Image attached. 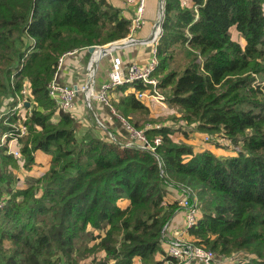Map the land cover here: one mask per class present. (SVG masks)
Segmentation results:
<instances>
[{
  "label": "trees",
  "instance_id": "1",
  "mask_svg": "<svg viewBox=\"0 0 264 264\" xmlns=\"http://www.w3.org/2000/svg\"><path fill=\"white\" fill-rule=\"evenodd\" d=\"M162 27L155 76L181 114L176 125L222 138L233 156L176 140L136 97L141 84L117 88L115 105L136 128L155 124L146 131L163 139L155 151L83 131L69 113L55 121L48 85L60 57L127 37L130 19L110 0H0V97L16 99L29 80L37 104L22 167L31 170L38 152L49 157L20 187L18 159L0 155V264H177L158 256L180 207L168 187L187 185L201 198L190 237L216 253L213 264H264V90L254 87L264 79V0H165Z\"/></svg>",
  "mask_w": 264,
  "mask_h": 264
},
{
  "label": "built area",
  "instance_id": "2",
  "mask_svg": "<svg viewBox=\"0 0 264 264\" xmlns=\"http://www.w3.org/2000/svg\"><path fill=\"white\" fill-rule=\"evenodd\" d=\"M123 1L127 4V6L132 8L133 11L130 17L129 35L123 39L115 40L107 45L96 46L98 49L105 48L106 54L100 57L95 54L90 55L91 58L88 65V68L91 71L89 83L81 85L82 88L87 91L85 102L88 109L83 114L96 129L94 130L91 127L94 131H99L100 129H105L106 127L93 109L90 98L92 96V92L94 91L93 84L95 73H98L99 75L103 72L105 74L95 97L102 101L104 105L111 110L114 109L111 100L112 93L117 90V88L124 85H143L144 90H135L136 97L139 100L149 99L159 103L166 101V97L161 91L160 80L155 76V72L159 66L157 46L163 33L162 23L164 13H161V21L158 24H155L151 35L146 39L140 40L137 39L135 35L146 24L148 0ZM184 4H187V2H184ZM163 6H165V3H163ZM136 45L144 47L149 46L150 48L148 52V59L143 63L138 61H128L125 59L124 53L129 48ZM86 51H88V48L74 50L63 54L59 59L58 71L56 72L54 79L48 85L49 96L56 102L59 111L62 113H69L74 118H78L77 98L81 89L78 83L64 84L60 82L58 80V76L68 56ZM105 58H108L110 67L104 71L101 63L105 60ZM92 69L95 70L93 73ZM254 87H259L264 90V80H255ZM89 88H91V91H89ZM28 99L31 100L29 106H27V103L29 102ZM34 102L35 100L31 93L30 83L25 80L21 93L17 95V98H10L8 101H5L3 107L0 108V125L2 122L6 125L5 128L0 127V155L4 153L12 155L16 159L22 158L21 139L28 133L25 120L28 116L32 115V103ZM15 116L17 117L16 122H11L10 118ZM117 116L123 122L128 138L131 141L139 143L141 147L150 151H155L156 148L162 144V137L157 136L153 140H150L146 136V131L153 127L151 124H147L144 129H139L122 115L117 114ZM59 117L60 115H54L53 119L59 120ZM205 138L206 141H208L210 137L206 135ZM185 192L186 195H183L182 198L180 197L179 205L184 211L183 231L187 232L193 229L198 223L200 217V203L198 194L192 188L185 189ZM167 253L169 257L178 262L177 264H188L190 260L196 258L201 260L204 264H213L217 260V255L214 251L188 242V240H185L183 237V232L181 231H179L175 237L170 240ZM166 264H168V262Z\"/></svg>",
  "mask_w": 264,
  "mask_h": 264
},
{
  "label": "rangeland",
  "instance_id": "3",
  "mask_svg": "<svg viewBox=\"0 0 264 264\" xmlns=\"http://www.w3.org/2000/svg\"><path fill=\"white\" fill-rule=\"evenodd\" d=\"M110 1H112L115 4H119L122 7L123 10L129 12V19H130L131 15H132V12H133L132 11V8H130L129 6H127V4H125L123 0H110ZM163 3H165V0H148L147 1L146 24L139 31V33H137L135 35L136 38H138V39L144 38V37H142V35H144V33H147V31L149 29H150L149 32L150 31L152 32L153 27L155 26V24H158L161 21V13L163 12L165 14V6H163ZM151 32H150L149 36L151 35ZM232 36H233V38L235 40L239 41L240 43L241 42L242 43L244 42L242 36L240 35V33H236L235 31H233L232 32ZM148 37H146V38H148ZM109 43H111V42H109ZM109 43H107V44H109ZM107 44H105V45H107ZM146 48H147V52H146L147 53V57H146V60H147L148 59V52H149L150 48H149V46H146ZM76 50H79V49H76ZM90 58H91V56H89V58H84V61H83L82 65L80 66V71H79L80 74H81V76H80L79 79H77V80H79L78 82H80V83H78V82L77 83H78V85H79V87H80L81 90L79 91L78 98H77V105L79 107L77 109L78 118H76V120L78 122H80L83 131L84 130H87V129H89L90 131H92L91 130V127L94 130H96L92 126V123L87 118H85L84 117V114H83L88 109V106H87V104L85 102L86 92L87 91L85 89H83L81 85L82 84L83 85H86V84L89 83L91 71L89 70L88 65H89ZM145 61H143V62H145ZM58 63H59V61H58ZM109 67H110V64H109V66L106 65L104 67L102 65V69L105 68L104 71L106 70V68L108 69ZM61 70H62V68H61ZM57 71H58V67H57ZM55 74H54V77H55ZM97 75H98V73H95V76H94V84H93L94 91L92 92V96L90 98H91V102H92L93 109L98 114L100 120L104 123V125L106 127H105V129H100L99 131H94L93 130L92 132H94V133H100L101 134L103 131H105L112 138H114V133L119 132V130L118 129H115L113 126L118 125V124H120V122H122L120 120V118L117 116V114L123 115V114H121L118 111L115 103H117L119 101V97L123 93H122V91L119 92V91H116V90H115L116 92L114 91L112 93L111 100H112V106H113L114 109H112V110L109 109L107 106L104 105V103L102 101L98 100L95 97V95L98 93L97 91L100 88V84H99L100 83V79H102L101 73L99 74L100 76L98 75L99 78L97 77ZM58 80L60 81V76H58ZM256 80H264V79L263 78H260L259 76H256ZM27 81L29 82V80H27ZM62 83H64V82H62ZM30 89H31V86H30ZM161 91H162V93L166 97V101H164L163 103H159V102H156L154 100H149V99H145L143 101L148 106L149 110L151 109L150 110V115H151L152 118L160 119V121H162L163 123H166L167 125L169 124L171 126L173 125V127L176 128L175 129V133L177 134L176 140H183L184 142L187 141L189 144H193L195 151H198V149L199 150H203V149L204 150H206V149L207 150H210L214 154H216L218 157H221V158H223V157H231V156L234 155V152H235L234 150L235 149H233L232 146H227L226 145V142L222 138H217V139H215V141H213L214 138L209 136L210 138L208 139V141H206L205 136L207 134L200 133L196 129H193V130H196L194 132H189V137L186 136V130L185 129H180L179 126H178L179 120H180L179 118H180L181 114L178 113V112H176L174 110V108H172L169 105L167 94L165 93L164 90H162V88H161ZM9 99H10V97L9 98L8 97L7 98L6 97H0V108H2L3 105H4V103H5V101H8ZM28 101L29 102L27 104L30 105V101L31 100L28 99ZM36 104H37L36 102L32 103V108L34 106H36ZM29 105H27V106H29ZM152 112H153V114H152ZM56 113H60V114L62 113V112L59 111L58 106H57ZM60 114H55V115H60ZM109 117L113 120L112 122H114L116 124L112 125L111 121H109V119H108ZM126 118L127 119H130L128 117H126ZM174 122H175V124H174ZM180 122H183V121H180ZM176 123H178V124L176 125ZM145 124L146 125L147 124H151L152 126H155V124H153L151 122H146ZM5 126L6 125L3 122L0 125L1 128L2 127L5 128ZM109 130H111V132ZM187 134H188V132H187ZM124 135L126 137L128 135L127 132H125ZM128 140H129L130 143H132L129 138H128ZM209 146L212 147V148H214V149L209 148ZM48 158L49 157H46V155L44 153L38 152L37 153V163L34 165V167H32L31 170H27L24 167H22L23 164H24L23 157L21 159H18L19 168L14 170V176H15V179H17V181H15L16 185L17 186H20V187L21 186L23 187V186L26 185V183L28 182V179L29 178H31V177H35V178L40 177L45 172V170L47 168V162H48L47 160H48ZM188 188H192L198 194V196H199V203H200L201 198H200V195L198 193V189L197 188L195 189L193 186H189V185L185 186L181 190L180 189H176L174 187H168L169 196H170L171 199L180 200V197L182 198L183 195H186L185 189H188ZM2 204H3V202H0V206ZM180 212H183L184 213V211L179 207V209L176 211V213L174 215V218H176V216ZM199 216L201 217V215H199ZM171 224H172V221L165 227V230H164V236H165L164 243L168 240V234H167L168 232H167V230L170 228ZM183 228L184 227L182 225L179 226L178 227V229H179L178 232L179 231L183 232V237L185 238V240L187 239L188 242L193 243L194 240L190 237V231L184 232L183 231ZM170 240H169V242H170ZM169 242H167L168 245H169ZM165 254L166 255H164L163 257L169 256L168 253H167V251H166ZM89 261L90 260L85 261V262H89ZM159 261H162V258H160ZM194 261H199V259H197V258L196 259H192V260H190V262L188 264H190L191 262H194ZM216 261H218V260H216ZM167 262H168V264H171L172 263V261H165L164 260V261L161 262V264H166ZM176 263H178V262L176 261ZM139 264H142L141 259H140V263ZM202 264H204V263L202 262Z\"/></svg>",
  "mask_w": 264,
  "mask_h": 264
},
{
  "label": "crops",
  "instance_id": "4",
  "mask_svg": "<svg viewBox=\"0 0 264 264\" xmlns=\"http://www.w3.org/2000/svg\"><path fill=\"white\" fill-rule=\"evenodd\" d=\"M182 2H187L189 5L191 4V0H182ZM116 5H118L122 9V7L119 4H116ZM122 13H123L124 16H126L127 18H129V12H127V11H125V10L122 9ZM149 30L147 31V33H144V35H142V37H144V38H141L140 40L146 39V37L149 36V34L151 32V31L149 32ZM233 31H235L236 33H239L235 27H233L231 29V33ZM146 52H147V48L146 47L141 46V45H136V46H133V47L129 48L124 53L125 54V59L128 60V61L143 62V61L146 60V57H147V53ZM89 56H90V53L88 51H86V52H80L79 54L72 55V56H68L66 58V60H65V63L63 65V67H62V70L59 73L60 82L70 83V84H76L79 81L77 79H79L80 76H81V74L79 72L80 71V66L83 63L84 58H89ZM101 65H103V67L106 66V65L109 66V60H108V58H105V60H103V62H102ZM101 75H102V79H103V77L105 76V74H103V72H102ZM102 79H100V83H99L100 85H101ZM78 83H80V82H78ZM78 107L79 106H77V109H78ZM152 114H153V112H152ZM108 119H109V121H111L112 125L116 124V123L112 122L113 120L110 117ZM113 127L115 129H118L119 130V132H117V133H120V134H122L124 136L125 126H124L123 122H120V124L115 125ZM176 136H177V134L175 133V138H177ZM209 148L214 149V148H212L210 146H209ZM183 224H184V213L183 212H180V213H178V215L176 216V218L173 219L170 228L167 230V232H168L167 233L168 234V240L166 239L167 241L163 244L164 253H166L167 248H168L167 242H169L170 239H172V238L175 237V235L178 233V230H179L178 227L181 226V225L183 226ZM162 257H163V255H159L158 256V259H160ZM139 263H140V258L139 257L135 258L134 264H139ZM190 264H202V262L199 260V261L191 262Z\"/></svg>",
  "mask_w": 264,
  "mask_h": 264
},
{
  "label": "water",
  "instance_id": "5",
  "mask_svg": "<svg viewBox=\"0 0 264 264\" xmlns=\"http://www.w3.org/2000/svg\"><path fill=\"white\" fill-rule=\"evenodd\" d=\"M88 52L90 54H95L96 56L100 57L106 54V49L105 48H97L96 46H91L88 48ZM29 105V104H27Z\"/></svg>",
  "mask_w": 264,
  "mask_h": 264
},
{
  "label": "bare ground",
  "instance_id": "6",
  "mask_svg": "<svg viewBox=\"0 0 264 264\" xmlns=\"http://www.w3.org/2000/svg\"><path fill=\"white\" fill-rule=\"evenodd\" d=\"M94 69H95V67H94ZM94 69H92V72H94V71H95ZM89 91H91V88H89Z\"/></svg>",
  "mask_w": 264,
  "mask_h": 264
}]
</instances>
